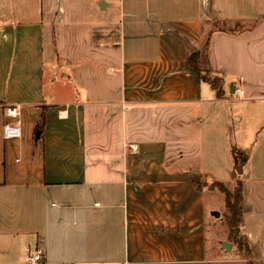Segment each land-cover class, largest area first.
<instances>
[{
	"label": "crops",
	"instance_id": "obj_1",
	"mask_svg": "<svg viewBox=\"0 0 264 264\" xmlns=\"http://www.w3.org/2000/svg\"><path fill=\"white\" fill-rule=\"evenodd\" d=\"M236 174L246 261L264 264V0H39L0 20V264L37 247L46 264H218L198 184Z\"/></svg>",
	"mask_w": 264,
	"mask_h": 264
},
{
	"label": "rangeland",
	"instance_id": "obj_2",
	"mask_svg": "<svg viewBox=\"0 0 264 264\" xmlns=\"http://www.w3.org/2000/svg\"><path fill=\"white\" fill-rule=\"evenodd\" d=\"M39 11V0H0V20H22L30 21L37 17ZM231 29L239 27V23H229L228 25L222 23ZM49 42L56 45L55 35L48 34ZM54 45V46H55ZM237 175V174H236ZM239 175L235 176L234 181L225 182V185L234 190L236 186V179ZM202 188L205 189L207 195V208L210 210V228H209V251L213 253L215 259L223 260L225 262H217L218 264H249L246 259L249 258V253L245 247L239 246L234 236H238L236 231H233V237L230 236V229L226 221V203L225 195L216 186L215 181L203 180L200 182ZM228 241L231 244V249L226 251L222 247V242ZM232 259L231 261H226ZM255 264V263H254Z\"/></svg>",
	"mask_w": 264,
	"mask_h": 264
},
{
	"label": "trees",
	"instance_id": "obj_3",
	"mask_svg": "<svg viewBox=\"0 0 264 264\" xmlns=\"http://www.w3.org/2000/svg\"><path fill=\"white\" fill-rule=\"evenodd\" d=\"M225 28V27H224ZM226 30V28H225ZM209 43H207L206 47L208 48ZM198 54H195L191 57V63L194 67V70L198 73V62H197ZM200 73V72H199ZM198 73V74H199ZM204 79H206L211 86L216 90L217 95L223 96L224 90H223V80L221 77L214 76L210 73H205L203 76ZM41 126L38 127V130H40ZM216 186L220 189V191L225 195V203L227 208L226 213V221L230 229V236L233 237V231H236L238 236H234L233 240L241 246L245 247L247 252H251L250 243L247 238L242 233L241 226L243 223V216L245 211V195H244V184L242 181H237L235 189L231 190L229 189L224 182L221 181H215ZM200 188L202 186L200 183L198 184Z\"/></svg>",
	"mask_w": 264,
	"mask_h": 264
},
{
	"label": "built area",
	"instance_id": "obj_4",
	"mask_svg": "<svg viewBox=\"0 0 264 264\" xmlns=\"http://www.w3.org/2000/svg\"><path fill=\"white\" fill-rule=\"evenodd\" d=\"M243 94V90L240 91ZM20 114V106H10L7 108V115L12 118H17ZM4 133L6 137H18L20 135V128L18 126L7 123L4 126ZM45 251L42 247H37L32 251H29L26 255V261L28 264H46L44 262Z\"/></svg>",
	"mask_w": 264,
	"mask_h": 264
},
{
	"label": "water",
	"instance_id": "obj_5",
	"mask_svg": "<svg viewBox=\"0 0 264 264\" xmlns=\"http://www.w3.org/2000/svg\"><path fill=\"white\" fill-rule=\"evenodd\" d=\"M40 134H41V130H37L36 132V137L39 138L40 137ZM239 173H241V166H239L238 170H237ZM226 246V249L229 250L231 248V244L229 242H225L224 244Z\"/></svg>",
	"mask_w": 264,
	"mask_h": 264
}]
</instances>
